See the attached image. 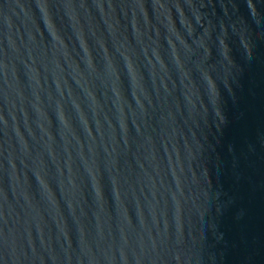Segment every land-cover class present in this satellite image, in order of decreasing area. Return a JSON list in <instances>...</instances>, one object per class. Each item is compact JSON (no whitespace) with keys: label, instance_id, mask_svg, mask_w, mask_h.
<instances>
[{"label":"water","instance_id":"obj_1","mask_svg":"<svg viewBox=\"0 0 264 264\" xmlns=\"http://www.w3.org/2000/svg\"><path fill=\"white\" fill-rule=\"evenodd\" d=\"M0 264H264V0H0Z\"/></svg>","mask_w":264,"mask_h":264}]
</instances>
